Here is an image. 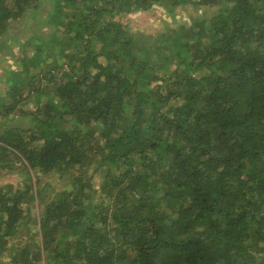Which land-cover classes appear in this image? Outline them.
<instances>
[{
  "label": "trees",
  "instance_id": "1",
  "mask_svg": "<svg viewBox=\"0 0 264 264\" xmlns=\"http://www.w3.org/2000/svg\"><path fill=\"white\" fill-rule=\"evenodd\" d=\"M42 3L0 0V38ZM154 3L212 13L154 40L116 20ZM52 10L21 64L48 85L0 130V264H264V0Z\"/></svg>",
  "mask_w": 264,
  "mask_h": 264
},
{
  "label": "rangeland",
  "instance_id": "2",
  "mask_svg": "<svg viewBox=\"0 0 264 264\" xmlns=\"http://www.w3.org/2000/svg\"><path fill=\"white\" fill-rule=\"evenodd\" d=\"M42 1L43 3L38 7L32 6L27 10L24 16L11 22L9 30L0 38V44L3 46L0 53V108L7 107L9 112H11L7 117H2L0 115V130L4 128V126L2 127V124L5 123H7L10 128H27L28 121L25 118L22 119L21 110L29 112L35 111L36 101L34 102L35 97H33V94L36 92V88H44L48 85L47 80H43L39 83L37 80L39 76H34V79L32 80L30 72L34 68H23L21 65L24 58L26 56H31L33 51L36 50L37 44L35 42H37L38 38H47V35L45 36V34L50 33L53 30L46 22H49L50 12L53 11V5L56 3V0ZM175 12L176 14L174 16H170L164 8L154 3L149 11L134 12L123 17H118L116 20H120L123 24L129 25L131 30L135 33H143L145 36H148L149 38L152 37L154 40L155 36L165 31L168 27L175 28L182 24L189 26L192 19L196 16L200 18L211 17L212 9L208 7V9L197 11L192 6H186L185 9L179 7L176 8ZM12 36H14V38L11 40L10 38ZM69 43L70 40L67 44ZM49 46L51 47V51L56 50L59 47L54 43H50ZM60 48H62V46ZM95 50L98 51V43L95 46ZM48 59L50 61L48 62L47 68H60L59 62L61 61L60 59H56L53 53L49 54ZM37 73L38 72L35 71L36 75ZM13 86L15 88H22V91H19V94L15 99L11 97V95H14V91L10 92ZM46 100V95L42 96L41 105ZM7 171L8 170L2 171L3 178L6 182L10 181L17 185L24 180L25 176L17 174L16 170L13 174H7ZM32 174L36 181L38 176L35 177L33 172ZM48 179L51 178L48 177ZM96 188H98V183H96ZM56 189L59 190L58 187ZM54 190L55 189H50L51 196ZM35 206L37 207V210L32 214L38 215L39 212L42 211L39 201L35 202ZM10 262L11 258L7 252L3 257V264H10ZM45 263L46 262L44 261L43 264Z\"/></svg>",
  "mask_w": 264,
  "mask_h": 264
}]
</instances>
